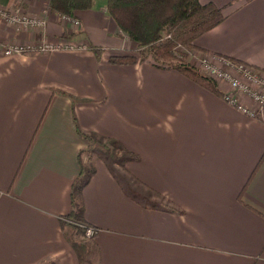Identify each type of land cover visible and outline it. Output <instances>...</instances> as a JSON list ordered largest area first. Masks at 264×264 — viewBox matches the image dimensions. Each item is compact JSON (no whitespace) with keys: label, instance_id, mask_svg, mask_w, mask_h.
Instances as JSON below:
<instances>
[{"label":"crops","instance_id":"1","mask_svg":"<svg viewBox=\"0 0 264 264\" xmlns=\"http://www.w3.org/2000/svg\"><path fill=\"white\" fill-rule=\"evenodd\" d=\"M199 1L226 18L197 50L264 71V0ZM0 8L45 21L17 30L0 17L3 44L88 45L0 56V264H264V120L225 102L221 83L218 95L177 70L111 64L139 49L107 0L79 26L49 0ZM79 132L106 150L87 157ZM81 179L90 245L66 221Z\"/></svg>","mask_w":264,"mask_h":264},{"label":"trees","instance_id":"2","mask_svg":"<svg viewBox=\"0 0 264 264\" xmlns=\"http://www.w3.org/2000/svg\"><path fill=\"white\" fill-rule=\"evenodd\" d=\"M49 6L52 12L62 17L75 18L77 13L91 10L94 0H49ZM107 10L118 28L139 49L138 55L112 56L111 64L149 62L159 69L180 71L221 95L217 82L199 74L186 58L189 50L197 49L196 41L201 36L224 22L226 17L222 8L212 3L201 4L199 0H108ZM93 50L101 55L100 49ZM79 134L88 148L94 146L96 141L92 137ZM263 160L264 156L260 165ZM86 182V179H81L77 183L71 195L72 212L67 219L90 226L84 220V206L80 198ZM78 231L84 235V229Z\"/></svg>","mask_w":264,"mask_h":264},{"label":"built area","instance_id":"3","mask_svg":"<svg viewBox=\"0 0 264 264\" xmlns=\"http://www.w3.org/2000/svg\"><path fill=\"white\" fill-rule=\"evenodd\" d=\"M0 17L5 19L9 24L16 27L17 30H26L32 27L45 26V21L37 20L29 17L25 11L21 8L5 10L0 8ZM74 22L76 25H80L79 21L74 18L66 17ZM6 48V49H5ZM86 46H79L71 44L68 41H59L55 44H45L41 50L46 51H62V50H79L86 49ZM31 47H22L20 45H5L0 43V50L4 52L6 56L20 55ZM221 63L225 67H228L231 71L240 73L243 76V81L234 75V72H229L220 65ZM201 70L207 76V78L221 83L229 87L230 92H225L222 97L225 102L236 108L238 111L248 115L252 118H261L264 120V71L259 70L253 66L245 64L243 62L234 61L233 59L226 57H211L207 56L201 59ZM253 103V107L245 105L243 100ZM73 223L70 220H66ZM75 224L78 228L84 229V237L87 240H91L97 234V229L87 226L86 224Z\"/></svg>","mask_w":264,"mask_h":264},{"label":"rangeland","instance_id":"4","mask_svg":"<svg viewBox=\"0 0 264 264\" xmlns=\"http://www.w3.org/2000/svg\"><path fill=\"white\" fill-rule=\"evenodd\" d=\"M105 1L106 0H96V2L98 3H102V4H105ZM107 3H108V0H107ZM1 44H3L1 41H0ZM17 43H10V44H5L6 46L8 45H16ZM22 47H28V46H25V45H21ZM45 46V44H38L37 46H34L32 47L31 46V49L28 50L27 52L23 53V54H20V55H26V53H31V54H35V53H40L42 52L43 50H41V48ZM79 46H87V44H80ZM6 49V48H5ZM19 55V56H20ZM188 57L186 58L187 62L188 63H191L193 64V66H195L196 70L198 71L199 74L201 75H204L206 76L202 70H201V59L204 58V57H207L208 55L202 53V52H199L197 49H192V50H189L188 51ZM0 56L4 57V58H10V57H14V56H18V55H13V56H6L4 54V52H2L0 50ZM216 64L220 65L221 68H224L225 70L229 71V72H234V75L238 78H241L240 80H244L243 79V76L240 74V73H237L235 71H231L230 69H228V67H225L224 65H222L221 63H217ZM207 77V76H206ZM225 86V85H223ZM228 86V85H227ZM231 89V88H230ZM95 140V139H94ZM96 141V140H95ZM97 142H95L94 146L92 145L91 147H87L86 146V150H85V153H86V156L87 157H90L92 155V152H94L95 150H97L98 148L100 149H105V146L104 145H97ZM87 145V144H86ZM114 147V149H110V151L112 150V154H108V159L107 161L109 162V164L112 166V168L115 170H119V171H122L121 168H119V166L117 165L118 163H123V159H125L127 156L124 152L121 151V147L117 144H112ZM108 152V151H107ZM115 162L117 164H115ZM78 228V227H77ZM81 229V228H78V230ZM80 240V243L81 244H86V245H90L92 243V239L91 240H87L86 238H83V237H79L78 238ZM89 247V246H88ZM87 247V248H88ZM93 259V262H96V260L94 259V257H91ZM87 259V258H86Z\"/></svg>","mask_w":264,"mask_h":264}]
</instances>
